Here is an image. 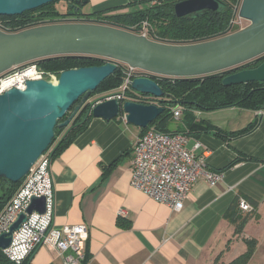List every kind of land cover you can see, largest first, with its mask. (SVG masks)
Here are the masks:
<instances>
[{
    "label": "crops",
    "instance_id": "1",
    "mask_svg": "<svg viewBox=\"0 0 264 264\" xmlns=\"http://www.w3.org/2000/svg\"><path fill=\"white\" fill-rule=\"evenodd\" d=\"M88 3L87 13L128 12L146 7L148 0ZM180 108L169 131H187V148L205 160L206 171L220 175L216 184L202 175L180 211L131 185L133 146L146 128L128 122L124 112L112 120L93 116L87 129L52 159L54 223L87 225L86 264H227L248 250L250 240L255 247L247 264L258 253L264 258V110L232 106L193 110L188 117ZM258 117L254 130L230 139L191 128L193 121L206 120L229 134ZM240 197L256 202L257 215L236 234L227 212ZM24 264H64V256L40 245Z\"/></svg>",
    "mask_w": 264,
    "mask_h": 264
},
{
    "label": "water",
    "instance_id": "2",
    "mask_svg": "<svg viewBox=\"0 0 264 264\" xmlns=\"http://www.w3.org/2000/svg\"><path fill=\"white\" fill-rule=\"evenodd\" d=\"M55 1L0 0V16L21 15ZM221 5L223 0H178L174 10L178 17H184L218 10ZM239 15L249 21L246 27L188 44L156 41L127 29L88 21L44 24L16 32L0 29V75L16 65L58 55L108 59L102 64L61 71L56 80H28L24 89L13 87L0 93V177L14 183L23 180L47 151L57 128L67 127L93 91L122 63L151 75L132 79V98L127 95L120 101L102 97L92 102L90 113L112 120L124 112L128 122L142 128L165 111L160 105L165 93L156 76L195 77L226 72L222 81L226 86L264 82V0H242ZM262 58L256 67L240 66ZM147 97L153 101H141ZM33 211H46V196L30 198L9 230L0 234L1 249L10 246L14 231Z\"/></svg>",
    "mask_w": 264,
    "mask_h": 264
},
{
    "label": "built area",
    "instance_id": "3",
    "mask_svg": "<svg viewBox=\"0 0 264 264\" xmlns=\"http://www.w3.org/2000/svg\"><path fill=\"white\" fill-rule=\"evenodd\" d=\"M242 0L235 6L226 31L227 35L246 27L249 23L240 17L239 10ZM82 18H66L51 20L48 18L28 21L25 25L13 27L0 19V29L6 32H16L26 28L60 22H81ZM132 32L150 39L152 24L148 19L132 26ZM154 40V39H153ZM105 62L107 58L99 57ZM124 78L120 90L106 95V99L116 97L120 101L126 100L127 92L131 89V81L135 76H150L151 73L133 68L128 64H120ZM58 75L41 68L36 60L16 65L0 75V93L13 87L24 89L28 80L48 79L56 80ZM182 109L173 110L176 118L181 116ZM126 116H124L125 118ZM188 135L185 132H162L152 126L136 140L133 146L131 185L144 192L148 197L168 205L174 211L184 208L196 181L205 175L212 183L220 180L216 172L205 170L206 163L187 148ZM52 154L45 151L23 178L18 189L0 211V234L9 230L18 215L23 212L33 195L46 196V211H33L27 214V220L14 231L10 246L4 249L8 259L21 263L25 261L40 245L56 248L64 256V264H86V243L89 229L86 224H67L57 226L54 223L56 196L52 178ZM238 207L245 213L256 211V207L244 197L238 200ZM120 213H124L120 210Z\"/></svg>",
    "mask_w": 264,
    "mask_h": 264
},
{
    "label": "trees",
    "instance_id": "4",
    "mask_svg": "<svg viewBox=\"0 0 264 264\" xmlns=\"http://www.w3.org/2000/svg\"><path fill=\"white\" fill-rule=\"evenodd\" d=\"M152 1L154 3L133 11L122 12L119 9H109L98 13H84L83 16H78V18H84L88 22L112 25L127 30H132V26L144 19H148L152 24L151 37L154 40L173 44H188L220 37L226 31L232 17L235 15V6L238 2V0H223V5L218 10H207L199 12L198 15L193 14L178 17L174 10V3L178 0H148V3ZM66 16L68 17L69 14L58 12L54 6V2H51L35 10L26 11L21 15L0 16V19L4 20L6 24L16 27L25 25L28 21L36 19L48 18L56 20L57 18ZM36 61L41 68L57 75L67 69L105 62L99 57L85 55H58ZM262 61L263 58L253 60L241 67L253 68L258 66ZM226 74V72H218L195 77L156 76L155 80L165 93L160 100V105L164 106L165 111L148 127L152 126L162 132L170 133L169 124L173 120V110L177 107H183L188 117L193 114V110L213 111L232 106L264 110V82L254 81L226 86L222 83ZM123 78V68L119 66L93 93L117 89L122 83ZM133 94L134 91L131 89L127 93L131 98ZM152 99V97H147L141 101L151 103ZM91 104V101H89L84 105L73 118V123H70L71 125L57 128L56 135L47 149V151H51L52 159L87 129L93 117L90 113ZM259 122L260 117L244 129L229 134L206 120L193 121L191 128L196 127L201 132H212L219 137L230 139L251 132L258 126ZM184 132L188 134L187 131ZM21 182L22 180L14 183L0 177V211L13 196ZM238 200L239 198L230 206L227 214L236 225L235 233L241 234L247 221L257 214L256 211L246 214L240 213ZM252 204L254 206L257 205L254 201H252ZM254 247L255 240L248 241V250L227 264H247L254 253ZM29 257L21 263L13 262L7 258L4 250L0 248V264H24Z\"/></svg>",
    "mask_w": 264,
    "mask_h": 264
},
{
    "label": "rangeland",
    "instance_id": "5",
    "mask_svg": "<svg viewBox=\"0 0 264 264\" xmlns=\"http://www.w3.org/2000/svg\"><path fill=\"white\" fill-rule=\"evenodd\" d=\"M147 5H149V3H147ZM54 6L56 7V10L58 11V12H60V13H69V8H68V6H67V3H66V1L65 0H57V1H55L54 2ZM82 10H83V13H87L88 11H90L91 10V7H90V4L87 2V3H85V5L83 6V8H82ZM83 19V18H82ZM248 23H249V21H248ZM246 64V63H245ZM244 65V64H243ZM243 65H240V66H243ZM231 72H233V70H231ZM229 73V72H228ZM227 75V74H226ZM121 85V84H120ZM118 90H120V86L117 88V89H114V90H111V91H108V92H111V93H114V92H117ZM108 92H96V93H93L92 94V96L93 97H97L98 95H100V94H102V93H108ZM111 93H109V94H111ZM128 93V92H127ZM105 94V95H106ZM108 94V95H109ZM91 96V98H93ZM105 97V96H104ZM90 98V99H91ZM90 101V100H89ZM79 113V112H78ZM77 113V114H78ZM76 114V115H77ZM71 123H73V121H71ZM71 125V124H70ZM253 263L252 264H263L264 263V258H262V256H261V254L260 253H258V255H254L253 256V261H252Z\"/></svg>",
    "mask_w": 264,
    "mask_h": 264
},
{
    "label": "flooded vegetation",
    "instance_id": "6",
    "mask_svg": "<svg viewBox=\"0 0 264 264\" xmlns=\"http://www.w3.org/2000/svg\"><path fill=\"white\" fill-rule=\"evenodd\" d=\"M84 0H73V1H69V2H66L67 3V6L69 8V13H64V14H69V16L67 17H60V18H57V19H66V18H73V19H76L78 18V16H83L84 13H80L79 12V9L83 8V6L85 5ZM77 4V5H76ZM74 6V8L72 7ZM76 7V8H75ZM40 13V12H39ZM153 101V100H152Z\"/></svg>",
    "mask_w": 264,
    "mask_h": 264
}]
</instances>
